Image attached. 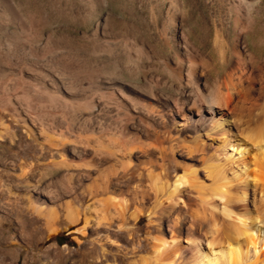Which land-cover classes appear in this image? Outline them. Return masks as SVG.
Segmentation results:
<instances>
[{"label": "rangeland", "instance_id": "374dc122", "mask_svg": "<svg viewBox=\"0 0 264 264\" xmlns=\"http://www.w3.org/2000/svg\"><path fill=\"white\" fill-rule=\"evenodd\" d=\"M240 18L248 25L241 41ZM244 41L263 61L261 69L247 70L258 88L264 79V0H0V262L80 264L83 257L98 264V237L111 251H104L103 264L111 262L126 239L113 226L98 228L97 208L81 193L79 165L93 161L100 143L143 137L144 123L132 104L164 110L155 98L181 94L165 60H198V77L212 88L230 67L226 62L237 66L233 51ZM110 80L124 97L109 94ZM163 114L175 132L178 112ZM169 164L173 174L176 165ZM93 171L87 167L89 175ZM31 205L53 211L54 230ZM67 207L81 214L70 220ZM82 215L89 223L80 237ZM146 222L142 217L139 226Z\"/></svg>", "mask_w": 264, "mask_h": 264}, {"label": "bare ground", "instance_id": "6f19581e", "mask_svg": "<svg viewBox=\"0 0 264 264\" xmlns=\"http://www.w3.org/2000/svg\"><path fill=\"white\" fill-rule=\"evenodd\" d=\"M243 20L237 24L239 41L248 29ZM244 42L233 51L237 66L226 62L230 67L212 88L198 77L203 73L198 60H165L163 66L178 79L181 94L159 99L155 94L164 110L141 104L137 111L132 104L144 123L143 137L100 143L93 161L79 165L77 175L85 180L81 193L97 208L98 228L113 226L126 239L108 264H264V102L258 98L264 79L255 88L247 72L249 66L261 69L263 61ZM111 81H105L109 94L122 96ZM164 112H178L181 121L175 132L162 122ZM170 161L176 165L173 174ZM31 206L45 214L49 230H54L53 211ZM77 213L66 209L70 220ZM81 217L80 237L89 223V217ZM103 243L96 239L102 251L98 264L108 257ZM80 264H86L83 257Z\"/></svg>", "mask_w": 264, "mask_h": 264}]
</instances>
